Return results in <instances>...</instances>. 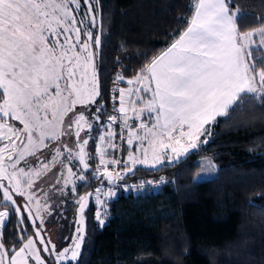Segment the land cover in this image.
Returning a JSON list of instances; mask_svg holds the SVG:
<instances>
[{
  "label": "snow or ice",
  "instance_id": "6c2138e0",
  "mask_svg": "<svg viewBox=\"0 0 264 264\" xmlns=\"http://www.w3.org/2000/svg\"><path fill=\"white\" fill-rule=\"evenodd\" d=\"M83 2L87 5L85 16L78 19L80 0H0V190H3V201L13 205L10 210L0 212V264H31V261L46 264L42 252L55 254L57 262L76 261L84 240L82 228L77 227L72 246L57 252L54 245L47 246L50 241L45 242L35 224V235L43 248H37L34 239L24 235V229L13 245H6L2 235L13 216L19 215L23 223L26 218L22 211L31 213L27 205H17L10 194L14 191L24 196L22 181L31 189L33 174L40 175L34 162L28 160L29 156H36L52 141L69 135L75 126L76 147L79 148L75 155L84 171L89 167L85 146L94 128L84 110L95 105L94 118L98 124L105 110L97 99L101 96L95 63L98 53L93 50L100 47L101 39L85 23L90 17L89 23L96 26L98 0ZM192 8L187 28L135 77L136 83L142 85L136 92L152 93L146 110L149 119L155 113V122L151 127L140 125L146 128V137H151L152 167L160 162L156 155L158 147L170 148L174 153L187 152L182 138H189L188 148H196L195 138L202 134L206 124L218 116H227L246 98L264 102V60L257 61L253 56L255 50L264 48V26L241 32L237 23L240 12L233 0H194ZM82 35L86 36L85 40L81 39ZM116 79L123 77L118 75ZM143 81H148L147 87L143 86ZM128 84H133V80H128ZM119 102L118 112L126 117L128 109L123 88L119 89ZM127 103L136 110L135 102ZM77 105L83 110L77 111ZM144 111L141 107L140 112ZM69 113L72 115L68 116ZM117 120L116 115L108 116L113 124ZM13 122H18L19 126ZM85 127L88 138L81 139L80 132ZM102 127L107 130L110 125ZM121 127H131L126 118ZM113 136L111 131L107 137L100 132L97 139L107 143ZM127 143L132 144L131 132ZM64 152L71 162L74 152L67 144L63 149L55 148L51 161L40 160L38 156L36 160L48 170L49 164L55 165ZM97 152L101 164H105L100 145ZM129 159L133 164H150L147 148L142 158L129 152ZM60 163L65 166L64 161ZM67 171L70 176L76 175L72 167ZM84 178V175L79 176L80 180ZM5 179L8 185L3 183ZM27 199L31 201L32 196ZM86 199L80 196L77 201L81 214ZM96 201L101 203L99 196ZM97 220L103 225L100 212H97Z\"/></svg>",
  "mask_w": 264,
  "mask_h": 264
},
{
  "label": "trees",
  "instance_id": "16d2710c",
  "mask_svg": "<svg viewBox=\"0 0 264 264\" xmlns=\"http://www.w3.org/2000/svg\"><path fill=\"white\" fill-rule=\"evenodd\" d=\"M193 3L98 0L93 34L100 36L101 44L93 50L98 53L101 96L97 99L105 112L98 124L95 105L84 110L94 130L87 145L89 167L73 199L107 184L105 176H95L102 165L96 143L108 116L117 115L116 77L135 79L166 50L187 28ZM233 5L240 12L241 32L264 26V0H233ZM253 56L264 60V48ZM116 129L115 144L120 124ZM201 137L203 143L178 161L132 172L123 161L126 140L122 141L120 162L128 174L121 182L157 181L160 176L164 182L140 193L124 194L115 188L102 226L89 202L79 255L67 264H264V102L246 98L227 116L210 123ZM107 157L115 160L116 151ZM205 160L215 165V172L197 180Z\"/></svg>",
  "mask_w": 264,
  "mask_h": 264
},
{
  "label": "rangeland",
  "instance_id": "374dc122",
  "mask_svg": "<svg viewBox=\"0 0 264 264\" xmlns=\"http://www.w3.org/2000/svg\"><path fill=\"white\" fill-rule=\"evenodd\" d=\"M86 9H87V5L84 4L83 0H80V10H79V14L77 17L78 19L84 18ZM89 20H90V17L88 18V20L85 21V23L87 24V27L90 28L93 33L94 27L91 26V24L89 23ZM81 39L85 40L86 36L82 35ZM123 83H125L124 86H122ZM142 84L144 87H147L148 81H143ZM141 87L142 85L136 83L135 79L133 80V84H128L127 80H123V79L117 80V83L114 89L116 93H118V96L115 99L119 105L118 108H116V112H117L116 116L118 117V120L114 124L111 123L110 121H107L104 125H110V127L107 130H105V128L102 127V130H101V132H103L106 137H107L108 131L113 132L114 136L107 143H102L99 140H97V143H96V150H97V145H100L103 151V159L105 163L109 162L108 159L110 158L107 157V154L110 153V151H113L115 149V140H116L115 138H116V132H117L116 125L123 124L124 119L126 118L127 122L129 123L131 127L129 128V131L127 132L128 133L127 139L123 144L126 150V157L123 161L125 163V166L127 165V169L129 172H132L138 166H143L147 168V165L141 164L139 162L133 164L132 161L129 159V152H132L133 156L135 157L142 158L143 150L147 148L149 161H151V158H153L152 148L149 145V140L151 139V137L150 136L146 137L145 135L146 128L140 127L141 123L146 124L148 127H151V125L154 123L153 114H152V118L149 119V114L146 110L147 104L151 100V92L150 91L136 92V89L141 88ZM120 88L125 89V101H126V107L128 109L126 117H121L120 113L118 112V109L120 107V102H119V89ZM130 92L132 94H130ZM129 100L135 102V105H136L135 111L132 110V105L127 103ZM141 107L145 108L144 112H140ZM80 108L81 106L77 105L76 110L77 111L83 110ZM71 115L72 113L68 114V116H71ZM65 123H67V117H65ZM87 131L88 129L85 127L80 132L81 139L86 138ZM130 132L132 133V144L131 145L127 143ZM199 137L200 135H198V138H195V143L197 147L199 146L201 142ZM181 142L187 148L188 152L193 151L197 148V147L196 148L187 147L189 143L188 137L182 138ZM64 144H67L68 147L72 149L74 152L72 161L71 162L67 161L66 157L68 153L64 152L62 156L57 158V162L55 163V165H52L51 163L49 164L48 170H44L38 162V167L36 168L39 170L40 175L36 176L35 174H33L32 176L33 187L31 189H28L27 186L23 184V181H22V186L24 187L25 195L21 196L22 199L33 210L34 215H36L37 218L41 222L46 221L47 219L49 220H53L54 218L59 219L60 217L62 218V216H64L62 219L63 221L66 217V220H67L66 223L62 224L60 222V226H58L59 225L58 223H55L53 225H50V227L47 224H42V226L40 227V230L45 239V242L47 243L50 241V243H47V246L51 248L54 245L57 252L63 250L65 247L72 246L73 239L77 235V231H76L77 227L82 228V234H83V227H84L83 214L89 202H92V204H94L96 221L99 226H102L100 222L97 220V212H100L101 217L104 219V223H105L108 203L116 197L115 187H110L109 191L106 192L104 190L106 185H100L96 187L94 191H92L91 193H83L82 195H79L77 198L73 199V196L76 195V191H73V188H76V186L83 181L79 179V176L83 175L82 173L84 172L83 165L79 163V158L78 156L75 155V153L79 152V148L76 147L77 137L75 136V126H73V128L70 130L69 135L62 136L60 140L52 141L51 143H49L47 148H44L42 149V151H39V158L40 160H44L45 158H47L48 161H51V157L55 155V148L61 147L63 149ZM121 151H122V146H121ZM165 151H164V148L158 147L156 151V155L159 157L162 152L163 154L162 157L164 159H167L168 157L167 153H169L168 148L165 149ZM85 153L87 155V145L85 146ZM184 153L185 152L175 153L177 155L175 156L176 159L179 158L178 154L182 155ZM86 155H85V160L87 162ZM97 156H99V160L101 161V156L98 152H97ZM60 161H64L65 166H62ZM172 161L173 160L171 159V157H169V160L167 162L171 163ZM68 167H72V171L76 173V175L70 176L67 171ZM214 172H215V165L211 161L205 160L203 162V170L197 176L196 179L203 180V179L211 178ZM61 173H63V175H61ZM95 176L96 177L99 176L98 171L96 172ZM65 181H67V183H65ZM97 189H100V191L97 192ZM28 196H32L31 201L27 199ZM80 196L87 197L85 201V208L82 214L78 211L79 204L77 203ZM97 196H99L100 198V201H101L100 204H97V201H96ZM67 199L70 200L69 201L70 206L67 207V209H65V202ZM70 207H73V210H71L72 208ZM35 244L37 248H42L40 243H37L35 241ZM78 251H80V249ZM41 256L42 258L46 259V264H67L69 262H75L71 260L57 262L55 254L49 255L48 253L42 252ZM31 264H35V261H31Z\"/></svg>",
  "mask_w": 264,
  "mask_h": 264
},
{
  "label": "flooded vegetation",
  "instance_id": "af4514ba",
  "mask_svg": "<svg viewBox=\"0 0 264 264\" xmlns=\"http://www.w3.org/2000/svg\"><path fill=\"white\" fill-rule=\"evenodd\" d=\"M16 123L18 125V122H13ZM19 126V125H18ZM22 127V126H20ZM2 146V145H0ZM39 157V151L36 153V156H29L28 160L29 161H33L34 162V167H38V162L36 160V157ZM3 183L5 185H8V180L5 179L3 181ZM13 196V199L17 202V205H27L28 208H30L28 206V204L22 199L21 196L17 195L14 191L10 193ZM5 204H7V208L5 207ZM13 207V205L9 202H4L3 201V190H0V212H4V211H8ZM31 209V208H30ZM22 215L26 218L24 220L23 223H21V217L19 215L13 216L10 220V222L8 223L7 227L3 230V239L4 242L6 243V245H13L16 244L17 241L20 239V231L21 229H24V235L25 236H30L33 237L34 241H36L37 243H39V237H36L35 233L37 231V227H34L33 225L35 224L36 226H38L39 231H40V235L43 237L40 227L42 226V224H47L49 225H53L55 223H58L60 226V222L62 224L66 223V217L65 219L62 221V218L60 217L58 220L56 218H54L53 220H49L47 219L46 221H40L36 215H34L33 210L31 209V213L29 215V212L24 210L22 211ZM62 226V225H61ZM59 232V231H58ZM15 234V235H13ZM59 237V236H58ZM44 238V237H43ZM45 240V239H44ZM41 245V244H40ZM42 248L44 245H41Z\"/></svg>",
  "mask_w": 264,
  "mask_h": 264
},
{
  "label": "built area",
  "instance_id": "2783aa9c",
  "mask_svg": "<svg viewBox=\"0 0 264 264\" xmlns=\"http://www.w3.org/2000/svg\"><path fill=\"white\" fill-rule=\"evenodd\" d=\"M121 125L120 130L118 132V139L114 149L116 151L115 161H120L121 142L127 139V132L129 131V127L122 128ZM112 161L114 160H109V162H106L105 164H102L98 167V174H101L102 176L110 174L112 176L111 181L106 179L107 184H105L106 187L104 189L106 192L109 191L110 187H115L121 189L124 194H129L131 192L140 193L145 191L150 185L164 182V178L162 176H160L157 181L140 180L134 183L121 182L120 180L126 177V175L128 174L127 169L121 162L118 164H113Z\"/></svg>",
  "mask_w": 264,
  "mask_h": 264
},
{
  "label": "crops",
  "instance_id": "0c3cea01",
  "mask_svg": "<svg viewBox=\"0 0 264 264\" xmlns=\"http://www.w3.org/2000/svg\"><path fill=\"white\" fill-rule=\"evenodd\" d=\"M134 80V79H133ZM151 87L152 88H154V84L153 85H151ZM151 98H152V93H151ZM153 120H154V122H155V113H153ZM219 117V116H218ZM213 121H211L210 123H212ZM210 123H208V124H206L205 126H204V128H203V130H202V132L205 130V128L210 124ZM200 135V140H201V142H200V144L201 143H203V141H202V139H201V135L202 134H199ZM199 144V145H200ZM168 150H169V153H167L168 154V157H167V159H164L163 157H162V152H161V154H160V156H159V160H160V162H158V163H156L155 164V167L154 168H157V167H159L162 163H165V162H167L168 160H169V157H171V159L173 160L171 163H173V162H176V161H178L179 159H181V158H183L186 154H188L189 152H191V151H187V152H185L184 154H182V155H180V154H178L179 156V158H177L176 159V157L175 156H177L175 153H173L169 148H168ZM164 151H165V149H164ZM194 151V150H193ZM165 152H167V151H165ZM152 159L153 158H151V161H152ZM175 159V160H174ZM151 161H150V166L149 165H147V168H149V169H152L153 167L151 166ZM168 163V162H167ZM170 163V164H171ZM138 167H143V166H138ZM143 168H145V167H143Z\"/></svg>",
  "mask_w": 264,
  "mask_h": 264
},
{
  "label": "water",
  "instance_id": "95a60500",
  "mask_svg": "<svg viewBox=\"0 0 264 264\" xmlns=\"http://www.w3.org/2000/svg\"><path fill=\"white\" fill-rule=\"evenodd\" d=\"M105 177L107 180H109V174H106ZM111 180H112V176H111Z\"/></svg>",
  "mask_w": 264,
  "mask_h": 264
}]
</instances>
